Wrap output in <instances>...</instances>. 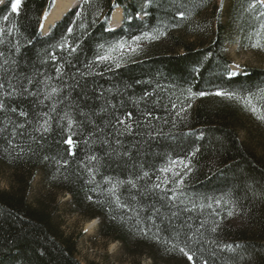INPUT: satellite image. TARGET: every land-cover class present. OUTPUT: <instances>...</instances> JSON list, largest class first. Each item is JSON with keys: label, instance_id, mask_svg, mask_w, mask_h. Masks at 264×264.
<instances>
[{"label": "trees", "instance_id": "1", "mask_svg": "<svg viewBox=\"0 0 264 264\" xmlns=\"http://www.w3.org/2000/svg\"><path fill=\"white\" fill-rule=\"evenodd\" d=\"M256 1L241 0L257 13L245 16V30L264 50V4ZM52 2L22 0L15 13L0 5V166L10 172L9 187L0 189V264H82L44 201L28 199L36 175L50 193L69 195L75 213L97 219L98 234L129 256L264 264V131L255 152L236 129L249 108L264 112V69L229 73L220 7L214 0H82L42 34ZM115 7L122 22L109 29ZM134 37L145 45L138 52L117 49L107 53L111 60H96ZM22 86L30 94L21 95ZM45 119L49 131H36ZM181 247L195 253L193 261Z\"/></svg>", "mask_w": 264, "mask_h": 264}, {"label": "rangeland", "instance_id": "2", "mask_svg": "<svg viewBox=\"0 0 264 264\" xmlns=\"http://www.w3.org/2000/svg\"><path fill=\"white\" fill-rule=\"evenodd\" d=\"M81 1L75 0V3L69 8L72 9ZM214 2L220 7L223 13L222 20L227 26L224 52L230 60L229 73L232 75L239 74L243 72V68L251 67L264 69V50L258 46V43L254 42L250 30H245V27L248 26L244 22L245 16L251 12V19H253L257 14L255 11H251L252 5L250 7L243 6L241 0H214ZM256 3L264 4V0H257ZM53 5L52 2V7ZM69 8L67 10H70ZM116 10L120 12L117 14L118 17L113 19L114 14L117 13ZM111 17L112 20H108L106 25L109 29H116L122 22L121 10L115 7L111 12ZM138 17L140 18L141 15ZM56 20L58 18L47 24L46 27L42 28L41 26L40 32L43 34L46 31V34L51 25L57 22ZM142 46L145 47L143 43H135L125 47L124 52H138L137 50ZM262 117H264V112L253 111L252 108H249L244 118L239 116L236 127L239 139L248 140L247 142L250 143L255 152H259L258 140L264 131V118ZM9 183V170L0 166V189L8 188ZM28 199L31 201L42 199L44 201L41 203L51 212L52 219L58 224L61 233L74 241L76 258L82 264H153L147 257L129 256L120 243L102 238L98 234L99 221L97 219L87 220L75 213L72 210L69 195L50 193L42 185L39 175L33 179Z\"/></svg>", "mask_w": 264, "mask_h": 264}, {"label": "snow or ice", "instance_id": "3", "mask_svg": "<svg viewBox=\"0 0 264 264\" xmlns=\"http://www.w3.org/2000/svg\"><path fill=\"white\" fill-rule=\"evenodd\" d=\"M21 2H22V0H0V3H10L11 10H12V12H14V13H15V12H18V10H19V8H20V6H21ZM77 15H79V13H77ZM3 19H4L5 21H8L9 17H8V16H4ZM3 32H4V29L0 28V34H2ZM68 32L71 34V33L73 32V29H72V28H69V29H68ZM147 35H148V34H145V36H147ZM141 38H142V37H134V38H133V42L135 43V42L139 41ZM63 47H65V45H64V44H61V48H63ZM69 47H70V46H69ZM100 47H101V49H104V46H103V45H101ZM125 47H126V44H125L124 42H120V43H118V44H116V45H113V46H111L109 49H107V52H106L105 54H103V55L98 54V55L96 56V60L99 61V62H107V61H109V60L112 59V57H111L109 54H107V53L113 52V51H115V50H117V49L123 50ZM71 51H72V52H75L76 49H75V48H71ZM116 66L119 67V64H117ZM57 71L59 72L60 69L58 68ZM233 74H234V73H233ZM28 83H31V80H30V79L28 80ZM3 87H4V85H3V84H0V88H3ZM189 91L191 92V90H189ZM13 92H15V88H13ZM51 92H52V94H56V93L58 92V89H56V88H52V89H51ZM12 94H13V93H9V95H12ZM24 94H30V93H28V89L23 88V86H22L21 95H24ZM33 95H34V94H33ZM193 95H195V94H193ZM199 95H200V96H204V95H206V93H205V92H200ZM215 95H217V96H226V97H228V98H233V96H234L235 94H233V93H226V92H222V91H217V92L215 93ZM237 99H244V102H245L246 104H250V103H251V101H250L249 99H247V98H240V97H237ZM5 107H6L5 104H4L2 101H0V110H4ZM173 107H175V105H173ZM53 110H54V109H53ZM11 111L15 113V112L17 111V109H16V108H12ZM253 111H255V108H253ZM19 115H20V116H27V113H25L24 111H20V112H19ZM45 115H47V113H46ZM128 115H129V117L131 116V114H128ZM262 118H264V117H262ZM65 119L67 120L68 127L71 128V126H72V124H73V120H72V118L69 117V116L67 115V113H66V114H65ZM117 122L120 123V124H124V123H125V121H122V120H118ZM129 127H130V126H129ZM36 131H42V132H44V133L48 132V131H49L48 120H46V119L43 120V123L40 124V126L36 129ZM65 143H67V144H69V145H71V144L73 143V141H72V139H71V136H69V138L65 141ZM46 159H47V157H46ZM90 159L94 160L95 157H91ZM64 163L66 164L67 161H65ZM173 163H179V164H181L183 167H185V168L187 167V165L184 164L183 161H179V162H175V161H174ZM90 171H91V169H90ZM161 171L167 172V171H169V169L165 168V169H162ZM143 175H144V176H148V173L145 172ZM176 175H179V173H176ZM108 182L111 183V181H108ZM119 183H123V182H119ZM127 183H128L129 185H131L132 188H136V187H137L136 183H135L134 181H132V180L127 181ZM176 183H177L178 185H181V184H183V180L180 179V180L176 181ZM115 188H116V186L113 185V187H112L109 191H110L111 195L115 196L116 201H117V203L119 204V196H116ZM154 188H155V189H160V188H161V184H160V183L155 184V185H154ZM89 199H91V197H89ZM121 206H122V207H127V205H121ZM129 210H130V211H134V209H129ZM157 211H158V210H157ZM228 215L231 216L232 213L229 212ZM212 231H216V228H213ZM144 234L147 235V230H144ZM175 247H176V245H173V248H175ZM179 251H180L184 256H186L187 259H188L189 261H193V256L195 255V253H191V254H190L189 251H186V250H185V247H181V248H179ZM193 264H195V262H193ZM202 264H208L207 260H204V261L202 262Z\"/></svg>", "mask_w": 264, "mask_h": 264}, {"label": "bare ground", "instance_id": "4", "mask_svg": "<svg viewBox=\"0 0 264 264\" xmlns=\"http://www.w3.org/2000/svg\"><path fill=\"white\" fill-rule=\"evenodd\" d=\"M75 0H54L53 3V7L49 10L48 13H46L43 16L42 22H41V26L46 27L47 24H49L50 22L54 21L55 19L59 18L60 15H62L71 5H73L75 2ZM117 13L114 14L113 19L115 17H118L117 14H119V10H116ZM112 18V17H110ZM112 20V19H110ZM109 20V21H110ZM40 26V28H41ZM41 31V30H40ZM42 31H44V29H42ZM46 31H44L43 33H45Z\"/></svg>", "mask_w": 264, "mask_h": 264}, {"label": "water", "instance_id": "5", "mask_svg": "<svg viewBox=\"0 0 264 264\" xmlns=\"http://www.w3.org/2000/svg\"><path fill=\"white\" fill-rule=\"evenodd\" d=\"M69 9H71V8H69ZM67 11H68V10H67ZM61 17H62V16L60 15V16H59V18H58V20H60V19H61ZM58 20H56V21H58Z\"/></svg>", "mask_w": 264, "mask_h": 264}]
</instances>
